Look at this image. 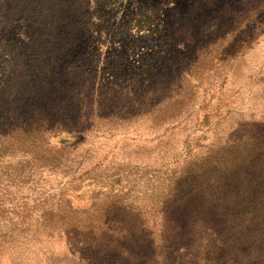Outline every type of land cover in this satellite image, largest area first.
I'll use <instances>...</instances> for the list:
<instances>
[{"label":"rangeland","instance_id":"rangeland-1","mask_svg":"<svg viewBox=\"0 0 264 264\" xmlns=\"http://www.w3.org/2000/svg\"><path fill=\"white\" fill-rule=\"evenodd\" d=\"M53 1L0 0V53L21 52L28 16L49 6L59 44L85 52L97 77L113 73L129 94L154 96L151 108L167 118L105 120L87 138H53L46 165L37 149L0 142V212L9 218L48 197L57 207L68 191L76 228L53 238L14 234L0 264H264V220L254 228L247 205L217 209L205 221L214 230L198 232L200 192L216 187L201 170L264 123V0ZM10 93L0 86V124ZM140 98L122 94L107 105L125 109Z\"/></svg>","mask_w":264,"mask_h":264},{"label":"trees","instance_id":"trees-1","mask_svg":"<svg viewBox=\"0 0 264 264\" xmlns=\"http://www.w3.org/2000/svg\"><path fill=\"white\" fill-rule=\"evenodd\" d=\"M47 2L50 6L54 1ZM48 7L44 13L37 8L28 16L30 26L21 52L13 54V57H6L8 53L5 50L0 53V86L5 84L11 91L8 96L10 111L4 123L0 124V142L7 145L8 150L17 148L21 149L18 153L26 154L23 152L25 148L37 149L46 165L49 153L53 152V138L74 133L87 138L93 128L105 120L114 127L123 122L137 124L145 120L156 124L167 118L164 115L167 110L163 107L159 110L151 108L150 100L154 96L145 93L140 98V91L137 95L129 94L132 92L130 83L117 84L120 78L113 73L105 79L97 77L88 58L83 59L85 52H78L76 46L67 45L65 41L59 44L55 39L57 28L49 26L56 11L50 12ZM76 17L75 14L73 19ZM54 18L66 19L63 15L61 18L55 15ZM65 52L71 59L63 62L56 58H62ZM122 94L140 99L125 109L121 104L118 108L107 105ZM162 102L159 98L157 104ZM258 131L237 148L220 149V157L214 158L220 164L212 170H201L203 183L208 181L216 187L211 196H206L203 190L200 192L198 214L203 218L198 224V232L210 234L214 230V222H206L212 228L210 232L205 229L209 215L212 216L217 209L216 213L220 215L219 209L223 211L232 204L250 208L249 213L253 215L250 223L254 228L257 222L253 221H259V224L264 220V210H260L262 198L264 201V123ZM209 176L211 179L208 180ZM61 194L65 200L57 207L50 205L48 197L40 198L32 206L26 203L10 212L9 218L0 212V248L5 247L6 238L14 234L20 238L47 234L53 238L57 234L76 231L75 225L71 226L73 205L68 199L70 194L68 191ZM252 207L256 209L251 211ZM91 208L95 210L94 205ZM236 215V220H242L246 212L237 211ZM163 225L166 229L167 225Z\"/></svg>","mask_w":264,"mask_h":264}]
</instances>
